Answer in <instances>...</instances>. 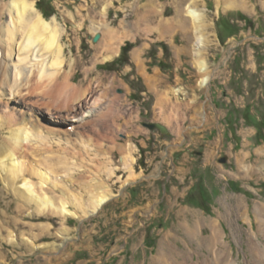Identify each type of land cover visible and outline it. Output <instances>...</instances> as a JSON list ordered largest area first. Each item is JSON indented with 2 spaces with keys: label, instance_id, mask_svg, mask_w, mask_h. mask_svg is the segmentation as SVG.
I'll return each mask as SVG.
<instances>
[{
  "label": "rangeland",
  "instance_id": "374dc122",
  "mask_svg": "<svg viewBox=\"0 0 264 264\" xmlns=\"http://www.w3.org/2000/svg\"><path fill=\"white\" fill-rule=\"evenodd\" d=\"M26 1L45 20L59 21L60 75L68 74L72 85L92 91L74 106L75 111L73 107L67 112L48 109L46 94L31 89L22 91L18 102L12 100L17 118L23 109L36 120V115L50 120L58 116L64 123L61 129L69 130L73 124L84 134V144L77 147L56 136L50 143L35 140L39 156L31 160L44 171L43 158L61 159L66 173H51V178L61 179L57 186L69 189L65 192L80 191L82 177L89 184L100 179L112 192L95 213L70 201L68 208L77 211L76 217L44 218L35 216L36 208L19 213L14 205L8 207L5 202L13 194L4 191L0 264H153L161 244L185 250L182 223L193 222L191 215L182 216V210L210 220L226 203L232 204V215L220 220L225 240L239 264H253L246 252L247 238L258 225L253 204L264 203V169L245 177L238 159L243 151L246 161L264 165V154L256 153L264 147V0H244L230 7L221 0ZM39 1L51 15L42 13ZM188 8L203 14L199 24L188 16ZM144 15L146 19L141 18ZM158 18L171 27L179 24L178 28L165 31L157 25ZM224 18L232 25L229 30L221 29ZM194 25H199L196 30ZM108 28L113 32L108 34ZM110 34L115 35L112 40ZM105 40L112 43V52L103 50L108 47ZM17 41L13 62L21 64ZM197 62H204L205 69L200 71ZM203 78L207 80L202 82ZM112 111L121 114L115 122ZM5 112L1 104L0 134L7 138L12 127L6 126ZM71 115L75 123L65 118ZM153 124L165 132L151 128ZM233 196L247 205L251 224L242 218L243 209ZM82 198L84 203L88 199L84 193ZM12 218L19 220L16 227ZM39 224L50 226L49 231H40ZM9 226L8 231L16 230L14 246L5 230ZM20 233L33 240L30 252ZM43 243H53L58 251L49 253Z\"/></svg>",
  "mask_w": 264,
  "mask_h": 264
},
{
  "label": "bare ground",
  "instance_id": "6f19581e",
  "mask_svg": "<svg viewBox=\"0 0 264 264\" xmlns=\"http://www.w3.org/2000/svg\"><path fill=\"white\" fill-rule=\"evenodd\" d=\"M243 1L244 0H241V2L239 0H221L222 3L229 4V7L232 5L235 6L237 3L240 4ZM187 13L194 23L199 24L201 22L200 20L203 14L200 13V11L188 8ZM141 18L146 19V16L144 15ZM57 21L58 20L54 17L50 20H45L40 13L37 12L33 3L26 0H9L5 3L0 2V56L3 57V59L0 58V105L2 104L7 111L5 112V118L8 119L6 121V126L12 127L10 136L7 138L0 134V180L4 183L3 186L6 187H0V194L4 191L12 192L13 199L5 203L8 207L14 205L17 212L21 213L22 210L28 207L36 208L35 211H37V214H35V216L43 215L44 218L46 217L45 215L59 217L74 215L76 217L78 215L76 213L77 211L74 212L68 208L69 205H71L70 201H73V205L80 209H84L85 206L87 208L88 206L87 211L89 209L91 213H95V211L110 199L112 192L103 181H100V179L96 181L92 180L93 182L90 181L89 184L85 182V177H82L78 182L77 187L80 188V191H76V193H74L73 189V193H69L65 192V190L68 191L69 189L59 188L57 184H60L58 182H61V179L55 177V180H53L51 178V173L64 175V173H66V169L63 166L64 163L59 158L54 162L52 158L47 157L41 160L42 166L45 168L44 171L40 170L41 168H37V165H34L35 160H31L32 157L36 158L39 156L35 153V146L38 145L35 140H38L39 143L43 142V144L47 142L50 143V139L56 136L59 140L61 139V141L68 144L70 143V146L77 147L85 141L83 138L84 134L79 130L75 131L74 129H76V127H74L73 124L70 125L69 130L61 129L64 123L62 119H58L60 118L58 116H54L55 118L50 120L47 118L44 119L43 116H40V118L36 115V120L34 118L32 119V115L27 113L26 109L22 110V116L19 118L16 117V113H13L14 107L11 105L12 100L14 98H16L14 99L15 102H18L17 100H19V98L21 100L23 96L22 91L26 89L39 91L44 95L46 94L49 100L45 105L48 109L51 108L56 112H67L68 110H72L75 105L80 104L82 99H85L92 93L88 86L77 87L76 85H72L69 81L68 74L60 75V70L63 66V59H60L62 57L63 47L61 44L62 31L60 27H58L59 21ZM156 22L162 29L164 26L165 31H170L172 27L175 31L179 25L177 24V28L176 26L171 27L168 22H164V20L159 18L156 19ZM198 26L199 25H194L193 28L196 30ZM111 30L112 29L109 28L106 29L108 34L113 32ZM116 34L117 33H115V35ZM115 35L110 34L109 39L112 40ZM16 38H19L21 42L17 49L20 57H18V60L21 64H14L13 62L14 43H19ZM110 40H105L103 42L108 45V47L103 49L106 52L113 51L111 49L112 43L109 42ZM198 43H200V45L202 44L201 38H199ZM197 65L200 71L205 69L204 62H197ZM33 77L34 81L30 83ZM18 78L19 80H23L18 82ZM206 80V78H203L202 82ZM4 87L7 89H4ZM93 107H97L95 102ZM73 111H75V107ZM51 115H53V113H51ZM110 116L113 122H115L117 116H121V114L117 115L112 111ZM65 118H69V121L73 123L76 122L72 115L66 116ZM128 120H125V126L129 124ZM41 123L49 125H42ZM111 149L113 150V148ZM256 153L258 155L264 154V147L257 149ZM247 157L248 154L242 151L238 159L240 171L242 170L244 172L243 174L245 177H249L250 175L253 176L255 173L257 174L259 170L264 169V165L262 166V164L259 166L258 164H251L246 161ZM40 158H42V155H40ZM33 177L36 178L35 181ZM83 193L88 198L85 203L82 202ZM234 198L233 200L239 202L238 207L243 209L242 213L239 211L242 218L251 224L250 221H248L247 205H245L242 199L237 197ZM225 205V207L223 206L224 210L218 212L216 218L210 220L203 219L196 212L188 213L187 210H182V216L186 214L191 215L193 222L191 225L186 221L182 223L181 230L182 233H185L184 235L187 239L181 238L180 241H182L184 247L186 246L185 250L177 251L171 243L161 244L159 255L157 254L158 257L152 261L153 264H239L237 260L233 258L232 251L229 249V245L221 229V218L227 219L229 214L232 215V204L228 206L229 204L226 203ZM236 210L238 209L236 208ZM84 211H86V209H84ZM253 211L255 213V221L258 225L256 232L254 230L249 231L251 237L247 238L246 252H248L251 257L249 263L264 264V203L258 201L254 202ZM4 215L2 214L1 217H5ZM33 216L34 215H32V217ZM10 219L9 221H11ZM12 222L15 227L19 224L17 218H12ZM1 226L2 224L0 222V229L2 228ZM39 227H41L40 231H49L48 228L50 226L48 227L47 224H39ZM8 228L11 227L9 226L5 229L9 237V243L14 246L11 242L14 241L16 230L13 228L12 231L10 229L8 231ZM206 229L209 230L208 234L204 233ZM26 233L28 234V232ZM22 234L20 233L19 235L22 241L23 239L26 241L24 242V246L26 250L30 252L33 240L25 238ZM61 234L63 233L61 232ZM259 237H262L263 241L260 240L258 242L257 239ZM166 239L168 240V237H166ZM237 241L240 242L239 240ZM190 242H193L194 247L190 246ZM58 246L63 247L62 244H58ZM41 247L45 248L49 253L58 251L53 243H43ZM195 255L197 257L196 259H194ZM246 256L245 254V257ZM246 263L248 264V262Z\"/></svg>",
  "mask_w": 264,
  "mask_h": 264
},
{
  "label": "trees",
  "instance_id": "16d2710c",
  "mask_svg": "<svg viewBox=\"0 0 264 264\" xmlns=\"http://www.w3.org/2000/svg\"><path fill=\"white\" fill-rule=\"evenodd\" d=\"M37 7L42 11V13H43L46 17H48L49 15L52 14V13H47V12H46L47 14L45 13V10L40 6V1L37 3ZM224 21H225L224 23L222 22V23H223V24H222L223 27L221 26V29H222V30H225V29L229 30L230 27H232V25H231V24L228 22V20L225 19V18H224ZM232 31H233V30H232ZM231 33H233V32H231ZM231 33H230V34H231ZM227 37H228V36H227ZM229 37H230V36H229ZM126 51H127V50H126V48L124 47V48L122 49V55L125 54Z\"/></svg>",
  "mask_w": 264,
  "mask_h": 264
},
{
  "label": "water",
  "instance_id": "95a60500",
  "mask_svg": "<svg viewBox=\"0 0 264 264\" xmlns=\"http://www.w3.org/2000/svg\"><path fill=\"white\" fill-rule=\"evenodd\" d=\"M97 39H98V37H95V41H96ZM150 127H151V128L156 127V128H158V129H160L161 132H165V129H164L163 127L157 125V124H153V125L150 126Z\"/></svg>",
  "mask_w": 264,
  "mask_h": 264
}]
</instances>
